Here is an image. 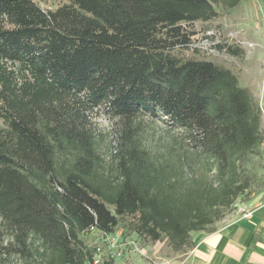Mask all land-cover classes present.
<instances>
[{
  "label": "trees",
  "instance_id": "trees-1",
  "mask_svg": "<svg viewBox=\"0 0 264 264\" xmlns=\"http://www.w3.org/2000/svg\"><path fill=\"white\" fill-rule=\"evenodd\" d=\"M239 1L0 0V264H84L89 230L123 217L175 251L216 230L247 188L236 163L264 140L261 111L230 69L172 52L213 4ZM100 114L115 125L112 170ZM143 115L164 124L161 155Z\"/></svg>",
  "mask_w": 264,
  "mask_h": 264
},
{
  "label": "rangeland",
  "instance_id": "rangeland-1",
  "mask_svg": "<svg viewBox=\"0 0 264 264\" xmlns=\"http://www.w3.org/2000/svg\"><path fill=\"white\" fill-rule=\"evenodd\" d=\"M33 1L41 8L51 10L68 2V0ZM213 7L217 11V16L207 21L193 22L191 28L196 33L191 36L190 44L186 47L176 48L172 53L182 60H208L230 69L237 76L239 85L248 88L253 94L256 88L263 86L261 79H264V60L262 61V57H264V0H240L234 7L227 8L221 4H213ZM217 44H221L223 47L218 48ZM228 46L237 48L241 52L232 54L228 52ZM212 49L217 52H212ZM253 96L261 111L264 132V115L261 110L263 106L254 94ZM92 122L97 132H100L99 145L103 158L102 166L105 170H112L110 149L113 146L115 133L113 119L100 114L93 118ZM140 124V136L144 145L154 155L158 156L164 153L165 142L168 138L164 124L147 115L141 117ZM179 150L181 151V149ZM205 167L207 164L204 166L202 163L196 162L192 165L191 170H208ZM236 168L239 170L241 179L246 182L247 188L237 198L233 208L217 223V226L227 218L242 213L264 200V140L258 147L238 160ZM132 223L133 219L130 217L120 218L114 231H120L118 243L123 254L127 250L145 251L146 255L143 261H139L137 264H156L164 260H179L184 258L186 252L189 251L185 248L180 251L173 250L164 237L154 242L139 238L135 234ZM195 234L193 233L192 237ZM85 238L88 243H101L95 232L86 234ZM133 241L137 243L135 247L131 243ZM131 264L133 263L131 262Z\"/></svg>",
  "mask_w": 264,
  "mask_h": 264
},
{
  "label": "crops",
  "instance_id": "crops-1",
  "mask_svg": "<svg viewBox=\"0 0 264 264\" xmlns=\"http://www.w3.org/2000/svg\"><path fill=\"white\" fill-rule=\"evenodd\" d=\"M261 85L253 94L264 109L263 78ZM193 242L194 246L186 252L184 258L156 264H264V200L227 218L214 232L196 233ZM145 255V251L140 249L127 250L123 258L111 263L137 264L143 261Z\"/></svg>",
  "mask_w": 264,
  "mask_h": 264
},
{
  "label": "built area",
  "instance_id": "built-area-1",
  "mask_svg": "<svg viewBox=\"0 0 264 264\" xmlns=\"http://www.w3.org/2000/svg\"><path fill=\"white\" fill-rule=\"evenodd\" d=\"M212 52H217L214 49ZM264 115L263 109H261ZM89 232H95L93 228L89 230ZM120 231H113L110 233L106 232H95L99 236V240L101 243H89L93 248V254L91 258L86 261L84 264H107L115 259H119L123 257V250L120 248V244L118 243V236ZM133 246H136V242H131Z\"/></svg>",
  "mask_w": 264,
  "mask_h": 264
}]
</instances>
